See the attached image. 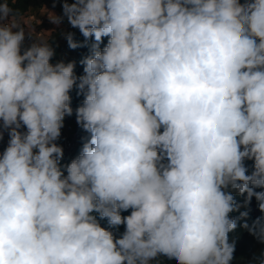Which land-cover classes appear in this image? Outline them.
Masks as SVG:
<instances>
[{
  "label": "clouds",
  "instance_id": "9594fccd",
  "mask_svg": "<svg viewBox=\"0 0 264 264\" xmlns=\"http://www.w3.org/2000/svg\"><path fill=\"white\" fill-rule=\"evenodd\" d=\"M15 2L0 0V264H232L238 226L264 245V0H63L48 20L85 38L60 33L89 48L79 76ZM73 115L87 136L63 164Z\"/></svg>",
  "mask_w": 264,
  "mask_h": 264
},
{
  "label": "trees",
  "instance_id": "16d2710c",
  "mask_svg": "<svg viewBox=\"0 0 264 264\" xmlns=\"http://www.w3.org/2000/svg\"><path fill=\"white\" fill-rule=\"evenodd\" d=\"M50 3L52 5H54L55 2V7L53 6L54 10L56 11V13L58 15H62V2L63 0H16V2L12 5V7L18 11L20 16H26L28 13H30L31 8L33 7H41L42 4L44 3ZM69 3H72L73 0H68ZM67 23V22H66ZM68 31H73L75 32V40L77 42L82 43L84 41V37L80 34V32L77 29H72L69 26ZM89 43H91V41H89ZM107 43V38H104V44ZM104 44L101 45V47L104 46ZM55 56L53 57L52 61H55L58 56L59 53L64 52V51H76L78 53V59H77V70H83V66L80 64V60L89 54V48L88 47H78L76 49H70L67 46V42L66 40L55 46ZM71 97H72V107L75 110V108L77 106L80 105V103L83 100L82 96H77L76 95V91L73 90L70 93ZM72 117L75 118V115H73ZM87 133H85L84 131H82L81 129L78 132V137L76 138V140L72 139L75 143H76V155L75 157L79 154L81 148H82V137H86ZM249 167L251 166V161H247L246 162ZM258 191L260 189H257ZM237 200L238 201H243V197L242 196H237ZM251 211L249 214V218H248V223L251 224L253 220H255L257 217H259L261 215L260 211L257 208V203L255 201V198H253L251 205H250ZM241 211H243V209H241ZM128 212H124L122 213V215H128ZM231 215L233 216H238L239 213L235 212L232 213ZM242 223V221H241ZM102 226H106V221H101ZM120 232L123 231V226H121ZM230 239L235 240L236 241V248H235V252H234V259L232 261V264H250V262L253 260L254 255H258L260 253V251L262 249H264V245H261L260 243H258L256 241V239L250 235L246 230L240 228L239 226L237 227L236 231H234L233 233H230ZM240 261V262H239Z\"/></svg>",
  "mask_w": 264,
  "mask_h": 264
},
{
  "label": "rangeland",
  "instance_id": "374dc122",
  "mask_svg": "<svg viewBox=\"0 0 264 264\" xmlns=\"http://www.w3.org/2000/svg\"><path fill=\"white\" fill-rule=\"evenodd\" d=\"M48 5H52V4L48 3ZM38 12H39L38 9L33 7L31 8L30 13H28L26 16H23V19L28 21L36 29L35 34L42 36L44 39L51 42L53 47L63 43L65 39L60 33L62 30L68 31L69 25L66 23V21L62 26L57 28L55 25L49 22L48 17H42L40 13L38 14ZM55 14L58 15L57 13ZM77 59H78V53L76 51H64V52L59 53L58 58L52 63H55L59 60H64L65 62L75 61L77 64L78 62ZM75 73L78 76L82 75L83 70H77V67H75ZM79 130H80V127L77 125L74 117L71 116V117L65 118L64 127L62 131H64V133L69 138L76 140V138L78 137ZM164 264H176V262L175 261H172V262L164 261Z\"/></svg>",
  "mask_w": 264,
  "mask_h": 264
},
{
  "label": "built area",
  "instance_id": "2783aa9c",
  "mask_svg": "<svg viewBox=\"0 0 264 264\" xmlns=\"http://www.w3.org/2000/svg\"><path fill=\"white\" fill-rule=\"evenodd\" d=\"M58 143L63 147L64 157L63 164L69 163L72 159L75 158L76 155V143L69 138L64 131H62V135Z\"/></svg>",
  "mask_w": 264,
  "mask_h": 264
},
{
  "label": "crops",
  "instance_id": "0c3cea01",
  "mask_svg": "<svg viewBox=\"0 0 264 264\" xmlns=\"http://www.w3.org/2000/svg\"><path fill=\"white\" fill-rule=\"evenodd\" d=\"M35 8L38 9L39 11L38 14L40 13L42 17H48V12L56 13L52 5H48V3H44L41 5V7H35ZM8 138L9 137L7 135V132H5L3 139L0 140V152H2L4 148L7 146Z\"/></svg>",
  "mask_w": 264,
  "mask_h": 264
}]
</instances>
